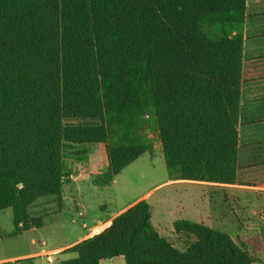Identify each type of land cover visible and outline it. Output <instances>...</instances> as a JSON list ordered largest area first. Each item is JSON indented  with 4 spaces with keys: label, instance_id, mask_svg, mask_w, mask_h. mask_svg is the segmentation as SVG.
Returning a JSON list of instances; mask_svg holds the SVG:
<instances>
[{
    "label": "trees",
    "instance_id": "trees-1",
    "mask_svg": "<svg viewBox=\"0 0 264 264\" xmlns=\"http://www.w3.org/2000/svg\"><path fill=\"white\" fill-rule=\"evenodd\" d=\"M247 0H0V211L22 234L61 200L67 152L105 144L110 185L152 152L170 179L237 178ZM176 247L141 199L68 250L63 264H253L229 233L174 222ZM1 235V234H0Z\"/></svg>",
    "mask_w": 264,
    "mask_h": 264
},
{
    "label": "rangeland",
    "instance_id": "rangeland-1",
    "mask_svg": "<svg viewBox=\"0 0 264 264\" xmlns=\"http://www.w3.org/2000/svg\"><path fill=\"white\" fill-rule=\"evenodd\" d=\"M149 135L154 139L152 152H146L128 164L109 187L95 188L96 190L86 188L84 219L78 213L81 206L73 198H69L70 201L66 204L55 197L41 198L32 207V212L43 215V226L22 234L10 235L14 228L12 209L0 211V259L43 247L65 245L93 227L96 232L103 227L101 223L93 221L95 217L106 219L135 197L151 191L146 200L151 204L152 223L176 247L184 248L182 240L175 233L174 222L187 219L229 233L253 256V264H264V194L257 197L252 194L242 196L240 207H235L238 212L235 214L230 211L229 204L224 202L222 192L208 191L198 185L163 183L170 179V175L162 145L155 132H150ZM66 161V183H70L73 178L84 184L93 182V177L107 166L105 144L73 147L67 152ZM255 206L258 208L256 213L252 212ZM84 221L88 222V228L83 227ZM76 255L68 251L59 256L65 258ZM107 261L106 264H112L110 260ZM114 261L126 264L117 257H114ZM56 263L63 264L62 261ZM7 264L41 263L34 259ZM43 264L49 263L46 260Z\"/></svg>",
    "mask_w": 264,
    "mask_h": 264
},
{
    "label": "crops",
    "instance_id": "crops-1",
    "mask_svg": "<svg viewBox=\"0 0 264 264\" xmlns=\"http://www.w3.org/2000/svg\"><path fill=\"white\" fill-rule=\"evenodd\" d=\"M246 6L237 178L233 183L187 179H169L163 182L198 185L207 188L208 191L215 190L220 193L222 192L224 195V202L229 204L230 211L233 213L235 212V214L238 213L235 207H240L242 196L245 194L251 196L252 194L257 197L264 194V0H247ZM109 186L110 185L103 188ZM86 188L99 189L101 187L95 185L93 182L84 184L73 178L70 183H64L63 194L60 200L61 203L63 202L64 204L70 201L69 198L76 200L77 204L81 206V210L78 213L80 216H83V219L86 217L84 212L85 197L88 191ZM150 192H148V194ZM148 194H141L135 197L123 208L117 210L114 212L115 214L106 219L98 216L95 217L93 221L101 223L104 228L113 218L127 208L141 199H146ZM257 209L256 206L253 207L252 212H258ZM73 221H75V219H73ZM83 227L88 228L87 221L83 222ZM32 229L36 228H31L27 231ZM94 229L95 227L91 228V231L89 230L65 245L53 248L43 247L24 254L1 258L0 263L7 264L18 260L37 259L38 263L41 264L46 260L49 264H58L56 263L57 261L61 262L66 259L74 258H61L59 255L67 254V252L70 251L68 250L70 247L95 234L97 231L94 232ZM117 258H119L120 262H125L124 256H117ZM107 260H110L112 264H117V261H114V257L103 259L100 264H106L108 262Z\"/></svg>",
    "mask_w": 264,
    "mask_h": 264
}]
</instances>
